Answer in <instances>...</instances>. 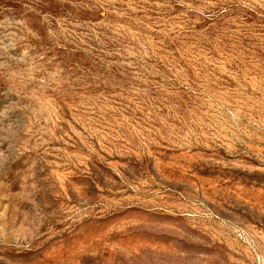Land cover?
<instances>
[{
	"label": "rangeland",
	"instance_id": "rangeland-1",
	"mask_svg": "<svg viewBox=\"0 0 264 264\" xmlns=\"http://www.w3.org/2000/svg\"><path fill=\"white\" fill-rule=\"evenodd\" d=\"M0 264H264V0H0Z\"/></svg>",
	"mask_w": 264,
	"mask_h": 264
}]
</instances>
